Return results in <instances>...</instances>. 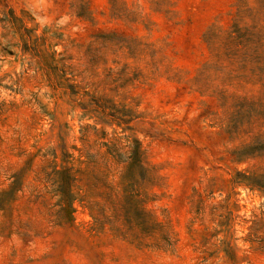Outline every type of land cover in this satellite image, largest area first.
Masks as SVG:
<instances>
[{
    "label": "rangeland",
    "instance_id": "374dc122",
    "mask_svg": "<svg viewBox=\"0 0 264 264\" xmlns=\"http://www.w3.org/2000/svg\"><path fill=\"white\" fill-rule=\"evenodd\" d=\"M235 2L0 0V264H264V195L229 182L264 119L225 130L256 89L203 70Z\"/></svg>",
    "mask_w": 264,
    "mask_h": 264
},
{
    "label": "trees",
    "instance_id": "16d2710c",
    "mask_svg": "<svg viewBox=\"0 0 264 264\" xmlns=\"http://www.w3.org/2000/svg\"><path fill=\"white\" fill-rule=\"evenodd\" d=\"M205 42L208 46L211 61L204 65L203 70L211 69L221 75L222 79H228L238 86H250L256 89V95L236 97V106L242 110L250 109L247 114L242 112L233 114L226 124V133L238 135L243 126L242 119L247 117L251 122L264 119V0H236L232 22L224 30L215 27L210 28L205 34ZM221 92H226L221 89ZM262 108L261 112L256 111ZM241 111V110H239ZM237 115H239L237 117ZM230 161L235 164L255 161L251 167L254 170H235L229 178L233 188H247L258 191L264 195V131L257 132L248 142L233 147L230 151ZM211 194H203L194 190L192 207L194 218L202 219L209 215V220L216 228L226 227L229 231L227 219L232 213L226 206L218 203L208 204ZM264 213L251 219L248 227V238L252 248L264 250ZM223 230H217L216 236ZM227 239L219 240V244H228ZM231 262H237L234 252H231ZM229 257V255H228Z\"/></svg>",
    "mask_w": 264,
    "mask_h": 264
}]
</instances>
